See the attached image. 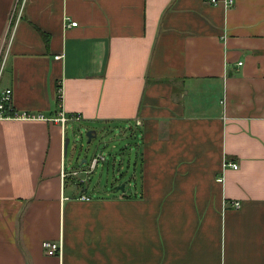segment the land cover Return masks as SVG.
Returning a JSON list of instances; mask_svg holds the SVG:
<instances>
[{
	"label": "crops",
	"instance_id": "obj_1",
	"mask_svg": "<svg viewBox=\"0 0 264 264\" xmlns=\"http://www.w3.org/2000/svg\"><path fill=\"white\" fill-rule=\"evenodd\" d=\"M228 1L0 0V91L43 117L0 121V264H264V0ZM60 113L139 160L88 173Z\"/></svg>",
	"mask_w": 264,
	"mask_h": 264
},
{
	"label": "rangeland",
	"instance_id": "obj_2",
	"mask_svg": "<svg viewBox=\"0 0 264 264\" xmlns=\"http://www.w3.org/2000/svg\"><path fill=\"white\" fill-rule=\"evenodd\" d=\"M75 126L72 127V124L67 125V138L70 140L69 145V154L71 155L75 149L76 154L78 156H82L84 158H87L90 162L93 159V157L97 154L103 155L106 157V165H111L112 162H115V158L118 162L124 161L126 164H128V160H130L128 157L132 154V163L135 164L136 161H138V149L134 146V141L137 142V137H135V134L130 133V135H125L124 132L118 131L117 129L110 128L109 125L105 126H92L90 129H95L97 131L98 136L97 138L93 139L92 143H88L87 138V130L86 128L82 129H73ZM127 145H130V150H128ZM126 158V159H125ZM125 159V160H123ZM117 169V172H119V169ZM133 169V167H132ZM107 170V168H106ZM115 170V168H114ZM102 171L101 168L97 170V174L93 175V177H97V175H101L100 172ZM112 175H109L110 178H108L109 187L107 188L112 191V187L115 188L114 191L118 192L119 186L118 184H115V182L112 181V179L117 178V180L121 179L122 177V171L119 172V174L112 172ZM127 174V171L124 172ZM107 176V174H106ZM105 176V177H106ZM104 177V176H103ZM106 180V178H104ZM136 183V182H134ZM127 190H130L129 186L127 185ZM122 191V190H121Z\"/></svg>",
	"mask_w": 264,
	"mask_h": 264
},
{
	"label": "built area",
	"instance_id": "obj_3",
	"mask_svg": "<svg viewBox=\"0 0 264 264\" xmlns=\"http://www.w3.org/2000/svg\"><path fill=\"white\" fill-rule=\"evenodd\" d=\"M212 3L217 4L219 0H211ZM229 6H232L234 4V0H229L227 2ZM78 24L75 22L71 23V26L76 27ZM60 58V57H58ZM12 90L11 89H5L3 91H0V121L4 119H17V120H39L43 119L42 116H35L27 112L23 113H17L15 112L13 106H12ZM76 121H80V116L73 117ZM72 119V120H73ZM70 118H68L64 113H60L59 118L54 119L56 123H59L62 128L65 130V127L69 124ZM106 161V157H103L102 155L95 156L91 162V166L88 170V173H91L96 169V167L99 165L100 162ZM231 165V164H230ZM232 166V165H231ZM234 169H238L237 166H233ZM83 200H90L86 197H82ZM239 207V205H236ZM43 248L46 250L47 254L49 256H55L60 255L63 251V246L61 243H54L50 241H45L43 243Z\"/></svg>",
	"mask_w": 264,
	"mask_h": 264
},
{
	"label": "water",
	"instance_id": "obj_4",
	"mask_svg": "<svg viewBox=\"0 0 264 264\" xmlns=\"http://www.w3.org/2000/svg\"><path fill=\"white\" fill-rule=\"evenodd\" d=\"M98 134L95 130H90L87 132V138H88V143L91 144L93 139L97 138ZM70 143V140L67 139L66 140V145H65V148L67 149L68 148V145ZM121 190L124 191L125 190V185H122L121 186Z\"/></svg>",
	"mask_w": 264,
	"mask_h": 264
}]
</instances>
